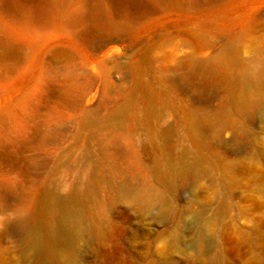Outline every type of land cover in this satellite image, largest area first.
I'll use <instances>...</instances> for the list:
<instances>
[{
	"label": "rangeland",
	"instance_id": "obj_1",
	"mask_svg": "<svg viewBox=\"0 0 264 264\" xmlns=\"http://www.w3.org/2000/svg\"><path fill=\"white\" fill-rule=\"evenodd\" d=\"M189 75L162 108L180 117L157 124L161 155L134 111ZM263 112L264 0H0V264H31L48 190H94L100 214L61 264H208L217 246L225 264H264ZM108 175L161 185L170 210L113 200ZM178 224L204 252L185 254Z\"/></svg>",
	"mask_w": 264,
	"mask_h": 264
},
{
	"label": "bare ground",
	"instance_id": "obj_2",
	"mask_svg": "<svg viewBox=\"0 0 264 264\" xmlns=\"http://www.w3.org/2000/svg\"><path fill=\"white\" fill-rule=\"evenodd\" d=\"M203 68L204 64L197 63L199 72L196 71V76L200 75V71ZM192 81L193 78L190 75L173 79L174 92L164 84V87L157 91L142 106L141 110L136 109L134 111L135 119L147 131L150 138L149 141L156 144L155 148L160 151L161 155H166L170 147L163 141L166 130L157 127V124H160L162 121H170L173 117H180V115L168 109L163 111L162 108L167 105L170 106L176 101L177 95L175 92L178 82L192 83ZM252 84L260 86L256 79L252 81ZM122 109L118 108L112 113L108 118L109 123L117 127L124 124L120 117L121 113H123ZM195 114H200L199 107L188 116V121L194 119ZM131 117L133 118V116ZM148 122L151 123L147 124ZM96 152L99 155L105 154V151L100 149L96 150ZM182 168L187 172L195 170V164L193 160L191 161L190 155L186 154ZM96 183L97 187L107 189L113 200H120L128 204L138 214L143 215L148 213L156 208L158 204L162 205L163 211L167 212L170 210V204L162 186L150 180L143 179L141 181L135 176L122 180L117 175H108L102 180H97ZM93 191L88 193L75 192L70 197H61L52 190L46 192L41 202L39 219L35 229L26 235V245L29 246L31 264H44L43 258L45 255L52 260V264H61L63 261H60L58 257L59 248L63 250V248L72 247L76 243L85 240L89 236V232H95L100 214L96 211L97 198L94 193L95 191ZM189 233V231L184 230L178 224L174 233L175 242L182 246L180 240L189 235ZM205 246L204 237L198 233L193 244H185L182 247L184 252H186L185 254H187L191 251L202 253L205 250ZM208 260V264H225V255L222 248L217 246L211 255L208 256Z\"/></svg>",
	"mask_w": 264,
	"mask_h": 264
}]
</instances>
